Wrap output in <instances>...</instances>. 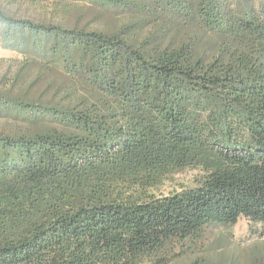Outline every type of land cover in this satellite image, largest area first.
Returning <instances> with one entry per match:
<instances>
[{"label":"trees","instance_id":"16d2710c","mask_svg":"<svg viewBox=\"0 0 264 264\" xmlns=\"http://www.w3.org/2000/svg\"><path fill=\"white\" fill-rule=\"evenodd\" d=\"M0 50V264H175L264 224V0H0Z\"/></svg>","mask_w":264,"mask_h":264},{"label":"rangeland","instance_id":"374dc122","mask_svg":"<svg viewBox=\"0 0 264 264\" xmlns=\"http://www.w3.org/2000/svg\"><path fill=\"white\" fill-rule=\"evenodd\" d=\"M50 11V7H46ZM82 13L77 16L76 12ZM104 10L96 7H85L81 2L75 5V12L67 15V20H76L81 25L98 30H110L115 26L114 18ZM51 14V13H50ZM60 19L61 13H54ZM66 18V17H65ZM6 52V51H5ZM5 62L0 63L2 69L10 67L11 71H17L20 66L21 57L15 53H5ZM24 75L27 79L35 77L38 73L34 68H25ZM53 74H45V78H54ZM58 78V76H57ZM35 89V88H34ZM198 171L186 170L184 172L168 177L160 187V193L168 194L179 191L183 187H190L197 178ZM178 252V250H176ZM264 252V224L251 222L246 218H239L234 225L209 226L204 230L202 240L184 250V256H180L175 264H186L190 259L204 257L213 264H222L231 261L232 264H253L254 259Z\"/></svg>","mask_w":264,"mask_h":264},{"label":"crops","instance_id":"0c3cea01","mask_svg":"<svg viewBox=\"0 0 264 264\" xmlns=\"http://www.w3.org/2000/svg\"><path fill=\"white\" fill-rule=\"evenodd\" d=\"M6 55L4 54L3 50H0V57H5Z\"/></svg>","mask_w":264,"mask_h":264}]
</instances>
